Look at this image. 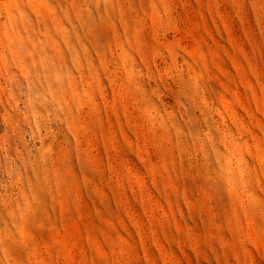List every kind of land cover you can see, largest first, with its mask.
<instances>
[{
  "label": "rangeland",
  "instance_id": "374dc122",
  "mask_svg": "<svg viewBox=\"0 0 264 264\" xmlns=\"http://www.w3.org/2000/svg\"><path fill=\"white\" fill-rule=\"evenodd\" d=\"M0 264H264V0H0Z\"/></svg>",
  "mask_w": 264,
  "mask_h": 264
}]
</instances>
